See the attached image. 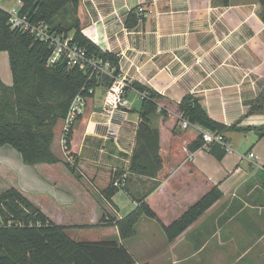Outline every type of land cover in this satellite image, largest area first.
Returning <instances> with one entry per match:
<instances>
[{
  "label": "crops",
  "instance_id": "obj_1",
  "mask_svg": "<svg viewBox=\"0 0 264 264\" xmlns=\"http://www.w3.org/2000/svg\"><path fill=\"white\" fill-rule=\"evenodd\" d=\"M139 6L142 14L137 13ZM261 11L260 0H79L75 17L80 31L118 57L119 75L128 84L137 82L161 96L152 118L159 132L161 168L155 177L128 170L140 97L135 88L126 89L129 105L116 111V135L108 136L102 107L107 88L99 84L71 126L69 150L62 143V120L55 125L51 150L60 161L25 165L35 170L31 181L40 180L48 193L42 189V198H35L40 193L18 183L19 159L13 154L14 160L0 158L4 177L52 222L67 227L99 225L96 208L103 204L115 212L111 217L121 218L116 195L132 200V209L139 201L147 203L156 217H140L133 236L121 239L112 226L113 239L133 256L134 264H263L264 137L225 131L231 145L234 134L252 132L254 138L244 152L233 149L221 159L205 147L191 151L188 146L199 133L181 127L177 110L178 102L193 94L214 120L241 128L264 125V113L246 114L264 82ZM127 20L136 23L128 27ZM68 33L73 35L74 29ZM0 81L12 84L6 51H0ZM117 175L123 180L108 202L103 190ZM214 186L220 197L167 240L162 226ZM66 207L76 208L73 217L64 212Z\"/></svg>",
  "mask_w": 264,
  "mask_h": 264
},
{
  "label": "trees",
  "instance_id": "obj_2",
  "mask_svg": "<svg viewBox=\"0 0 264 264\" xmlns=\"http://www.w3.org/2000/svg\"><path fill=\"white\" fill-rule=\"evenodd\" d=\"M20 13L32 21L47 22L58 32L74 29L73 40L86 48L91 55L109 60L119 74L118 57L102 51L88 39L78 27L76 11L79 0H21ZM261 19L264 23V0ZM70 17V18H69ZM69 18V22L66 20ZM130 19V17L128 18ZM136 22L126 25L131 27ZM0 51H6L9 59L12 84L0 81V146L9 145L17 150L27 165L54 164L59 158L52 152L54 127L62 120L71 100L77 95H90L89 90L101 84L108 88L112 78L106 75L87 78L82 67H68L65 62L47 66L50 54L47 44L26 32L11 29L8 14L0 10ZM145 93L140 99L139 122L136 129V145L132 151L128 170L132 173L155 177L161 168L159 157V132L152 123L158 109L160 94L137 82L129 84ZM264 85L250 104L246 114L264 113ZM180 117L190 124L218 133L225 131H253L258 138L264 137V125L238 127L226 125L212 119L193 94H186L177 104ZM161 114H165L160 109ZM71 129L65 136V148L70 146ZM199 134L189 144L193 151L202 147ZM206 150L221 159L225 152L216 143ZM71 173L76 170L65 163ZM6 171V170H4ZM0 174L3 171L0 170ZM111 179L103 190L104 198L110 202L119 191ZM118 181H121L118 180ZM221 195L214 186L199 200L188 207L178 218L162 226L167 240H172L192 224ZM154 219L153 210L144 201L121 218L106 217L100 225L115 226L119 237L125 239L136 232L140 217ZM67 226L52 222L21 191L14 187L0 194V264H134L133 256L114 239L75 241L65 230ZM264 264V263H263Z\"/></svg>",
  "mask_w": 264,
  "mask_h": 264
},
{
  "label": "built area",
  "instance_id": "obj_3",
  "mask_svg": "<svg viewBox=\"0 0 264 264\" xmlns=\"http://www.w3.org/2000/svg\"><path fill=\"white\" fill-rule=\"evenodd\" d=\"M18 5L9 9H5L2 0H0V10H4L8 14V24L11 29L26 32L35 39L47 44L50 54L46 60L47 66L54 65L57 62H65L68 67H82L87 74V78L93 76L100 77L106 75L112 78L111 84L106 89L102 107L107 116L106 134L114 137L117 131L118 122H115V113L117 110L126 108L129 100L126 97V89L130 85L121 75H114L115 67L109 60L103 59L87 52L86 48L79 45L73 40V35L67 32H58L53 29L47 22L32 21L26 14L20 13L21 0H17ZM144 9L142 6L137 8V13L142 14ZM137 91V90H136ZM90 95L84 96L77 94L70 102L67 113L62 119V143L65 146V136L70 131L72 124L82 113L86 106L87 98L93 94V89L89 90ZM140 99L145 93L137 91ZM181 127L187 129L189 127L198 131L202 138V147L207 148L210 144L216 143L225 152L233 151V147L223 133L212 132L197 125L190 124L186 119L181 118ZM253 158L251 153L248 154ZM123 179H121L122 181ZM121 181H115L114 185L120 187Z\"/></svg>",
  "mask_w": 264,
  "mask_h": 264
},
{
  "label": "rangeland",
  "instance_id": "obj_4",
  "mask_svg": "<svg viewBox=\"0 0 264 264\" xmlns=\"http://www.w3.org/2000/svg\"><path fill=\"white\" fill-rule=\"evenodd\" d=\"M2 4H3L4 8L7 9L10 5H17L18 2H17V0H9V1L3 0ZM69 18L68 19L66 18V20L68 22H69ZM259 83H261V82H259ZM263 85H264V82H263ZM188 129L191 130L192 128L189 127ZM70 138H71V136H70ZM252 138H254V133H252V132L246 133L245 137L241 133L240 134H234V136H233V145L234 146L232 145L233 149L237 150V151L244 152L246 150V147L252 143V141H253ZM3 147L4 148L0 147V158H5V159L11 158L12 160H14L13 156H12V154H13V155L17 156L19 159L17 161H18V164L20 165V167H19V170H16V177L18 178V183L21 184V186H23L24 189L28 188L31 191L36 190L37 193H40V194L35 195V198L41 199L42 196H41L40 191L42 189H43V191L48 190V188L43 187L42 182L40 180H37L35 177H34L33 181H31V178H32L31 174H34L35 170L32 168H29L30 166L29 167L25 166L27 164H24V162L22 161L20 153L17 150H15L13 147L8 146V145H5ZM67 150H69V149H67ZM6 151H9V152H6ZM2 152H5V153H2ZM22 167H26V169H28L27 172H29V173H26L24 170H22L21 169ZM1 176H2V178H0V194L2 192H4L6 189L12 187V185L14 186V183H12V180L9 177H4V175H1ZM120 179L121 178L119 175H117V177H115L116 181L120 180ZM45 192L48 193V191H44V193ZM114 202L117 205V209H118L117 212L120 216L121 215L124 216V214L129 212L135 206V204L132 202V200L122 201L118 195L115 196ZM41 204H43V203H41ZM75 210H76L75 207H73V208L66 207L64 212L66 214H69L71 217H73V214H75L73 212ZM96 210H97V213L99 216V220H98L99 225L98 224L87 225L86 223H85L86 225H81V226L74 225L72 227H68L65 230V233L71 239H73L75 241H95V240H103V239H113V237H116L113 234V232L115 231L114 227H112L110 225H100L101 222H103L102 220L104 218H106V217L110 218L112 215H115V212L109 206L107 207L106 204L97 206ZM78 218L82 219L81 217H78ZM79 222H81V221H79Z\"/></svg>",
  "mask_w": 264,
  "mask_h": 264
},
{
  "label": "water",
  "instance_id": "obj_5",
  "mask_svg": "<svg viewBox=\"0 0 264 264\" xmlns=\"http://www.w3.org/2000/svg\"><path fill=\"white\" fill-rule=\"evenodd\" d=\"M120 198H125V195H120Z\"/></svg>",
  "mask_w": 264,
  "mask_h": 264
}]
</instances>
